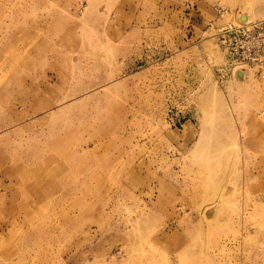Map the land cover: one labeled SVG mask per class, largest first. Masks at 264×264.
<instances>
[{"label": "rangeland", "instance_id": "1", "mask_svg": "<svg viewBox=\"0 0 264 264\" xmlns=\"http://www.w3.org/2000/svg\"><path fill=\"white\" fill-rule=\"evenodd\" d=\"M188 2L264 18L0 0V264H264V80L223 76Z\"/></svg>", "mask_w": 264, "mask_h": 264}, {"label": "built area", "instance_id": "2", "mask_svg": "<svg viewBox=\"0 0 264 264\" xmlns=\"http://www.w3.org/2000/svg\"><path fill=\"white\" fill-rule=\"evenodd\" d=\"M217 18L205 25L202 34L214 38L226 54L224 77H235L236 72L248 70L249 74L264 80V18L242 22L236 19L221 20L230 13L215 8Z\"/></svg>", "mask_w": 264, "mask_h": 264}, {"label": "crops", "instance_id": "3", "mask_svg": "<svg viewBox=\"0 0 264 264\" xmlns=\"http://www.w3.org/2000/svg\"><path fill=\"white\" fill-rule=\"evenodd\" d=\"M191 5L192 3L188 2L186 4L187 7H183L184 13H182L181 11V14H180L182 27L185 28L188 34L190 33V35L186 36V38H207L202 34L205 28V25L203 27H200L203 17L200 15V13L197 12V10L193 9L192 8L193 6ZM196 25L200 27L198 29V31L200 30V32L195 33V29L193 28ZM182 27L181 29H183Z\"/></svg>", "mask_w": 264, "mask_h": 264}, {"label": "bare ground", "instance_id": "4", "mask_svg": "<svg viewBox=\"0 0 264 264\" xmlns=\"http://www.w3.org/2000/svg\"><path fill=\"white\" fill-rule=\"evenodd\" d=\"M239 21H242V22H251L250 16H245L244 15L243 17H240V20ZM244 72H245V74L250 75L249 72H248V70H244ZM231 78H233V77H231Z\"/></svg>", "mask_w": 264, "mask_h": 264}, {"label": "water", "instance_id": "5", "mask_svg": "<svg viewBox=\"0 0 264 264\" xmlns=\"http://www.w3.org/2000/svg\"><path fill=\"white\" fill-rule=\"evenodd\" d=\"M246 75L247 74H245L244 71H238V72H236L235 77L236 78H244Z\"/></svg>", "mask_w": 264, "mask_h": 264}]
</instances>
